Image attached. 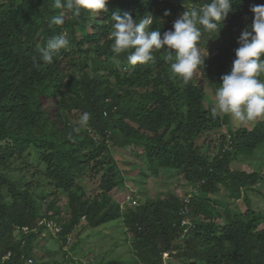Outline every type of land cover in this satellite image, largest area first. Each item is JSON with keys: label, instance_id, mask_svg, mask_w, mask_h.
Segmentation results:
<instances>
[{"label": "trees", "instance_id": "16d2710c", "mask_svg": "<svg viewBox=\"0 0 264 264\" xmlns=\"http://www.w3.org/2000/svg\"><path fill=\"white\" fill-rule=\"evenodd\" d=\"M208 2L185 0V6ZM253 4L264 5V0H234L220 33L203 34L199 46L208 57L184 86L172 78L164 50L132 66L126 53H112L108 39L113 13L127 12L133 19L151 14L157 20L153 30L163 34L172 29L171 14L186 10L184 0H110L98 17L87 11L80 17L65 13V24L51 27V17L60 12L54 0H0V264H83L68 253L62 260L31 258L34 240L45 231L54 235L45 223L39 225L40 218L63 217L65 205L68 221L55 237L66 243L82 217L91 227L122 219L134 235L132 264H163L165 252L180 264H264V211L253 209L247 196L245 211L211 196L223 186L228 198L239 199L264 182L260 171L230 164L264 150V121L253 128L230 125L229 146L223 136L209 155L203 150L209 132L231 120L212 118L213 104L199 82L211 78L218 88L221 76L230 72L238 37L253 21ZM61 33L69 40L67 49L51 64L40 61L38 50ZM85 112L89 124L77 133L74 128ZM109 140L120 148L141 147L138 155L155 174L180 170L196 191L191 189L188 201L169 193L121 209L111 193L123 185L124 175L114 159L106 162ZM15 160L23 162L22 170L34 167L31 174L53 187L51 197L34 193L26 172L12 178ZM85 169L99 176V196L93 199L76 182ZM22 226L31 230L18 238L16 227Z\"/></svg>", "mask_w": 264, "mask_h": 264}, {"label": "clouds", "instance_id": "9594fccd", "mask_svg": "<svg viewBox=\"0 0 264 264\" xmlns=\"http://www.w3.org/2000/svg\"><path fill=\"white\" fill-rule=\"evenodd\" d=\"M110 0H54V7L60 10L51 17L49 26H63L65 13L80 17L82 11L98 17L107 11ZM147 3L148 0H142ZM234 0H210L200 7L185 6V11L174 20L172 29L161 33L153 30L156 18L148 14L133 19L130 13L123 16L113 13L108 39L112 41L111 51L115 56L127 54L128 64H145L154 58V53L164 50L165 61L170 65L172 78L184 86L189 85L194 74L205 64L200 48L204 33H220L223 21L233 11ZM254 14L252 23L238 37V48L230 72L220 78L215 90L211 116H229L237 125L264 121V5H251ZM178 12L172 13L171 16ZM165 12V15H169ZM69 40L61 33L49 39L46 47L40 48V61L51 64L53 58L67 49ZM90 113L80 115L75 132H80L89 124ZM196 191V189H193ZM192 196V193L188 198ZM122 207V205H121ZM168 253V252H165ZM164 253V254H165ZM169 254V253H168Z\"/></svg>", "mask_w": 264, "mask_h": 264}, {"label": "rangeland", "instance_id": "374dc122", "mask_svg": "<svg viewBox=\"0 0 264 264\" xmlns=\"http://www.w3.org/2000/svg\"><path fill=\"white\" fill-rule=\"evenodd\" d=\"M181 15L180 12L174 14L172 17L176 20ZM73 70H71L72 72ZM211 78H202L199 82L204 87L206 101L213 104L214 95L216 88L212 84ZM214 83V82H213ZM231 120V118H230ZM259 122V121H258ZM253 122L247 125H237L232 120L230 124H224L220 129L210 131L207 140L203 143V150L208 151L209 155H213V152L218 150L222 142V137H226L224 144L229 146L230 134L229 126L231 125L234 129L239 127L253 128L256 123ZM92 135V133H91ZM95 138L99 139V136L95 135ZM202 141V140H200ZM109 150H105L103 155L106 162L114 159L120 167L122 174L124 175L123 185L115 188L111 195L112 200L117 201L122 205L121 209L124 210L126 207H135L140 203L147 200H155L159 197L166 198L169 193H174L178 197H181L183 201H188V196L192 193L194 186L187 182L184 178L183 173L177 169L159 170L158 174H155L146 163L145 159L138 155L143 152V149L136 147H125L120 148L112 140L108 142ZM263 150V149H262ZM22 161H13L15 167L14 170H9L13 179H20L25 173V179L28 183L32 184L33 192L36 194H44L46 197H51L54 189L49 185L46 180L42 177L33 176L31 173L34 170H23ZM231 167L236 170H247V171H260L264 174V150L257 152L254 157H240L237 160H233ZM33 169V170H32ZM77 175L76 182L85 188L86 194L91 199L99 196V190L97 188L98 177L90 174L88 169L79 172ZM192 189V190H191ZM221 191L216 194H211L213 198L221 199L223 202L228 203L229 207L237 211H245L247 209V201L244 196H247L252 201L253 209L257 211H264V182H261L257 186H253L252 189L245 191L239 199L228 198L226 192L221 186ZM61 203L66 204L68 198L62 194ZM40 206H42V200L38 198ZM44 206H42L43 211ZM67 206L63 208L64 215L61 218H47L42 217L40 221L58 222L62 228L67 218ZM189 221V217L185 219ZM185 223V222H182ZM25 234L23 231L18 230L16 227L17 237ZM70 240L66 243L62 242L61 238L54 236L48 231L43 232L33 242V256L31 258L36 261H48L50 259L62 260L67 257V253L70 257L75 260L81 261L83 264H99L103 261H109L111 259H123L126 260L127 264H132L134 261V250L133 241L134 235L128 230L127 226L124 225L122 219L112 220L107 223L101 224L97 227H91L87 224V218L82 217L80 222L75 228L68 234ZM64 243V244H63ZM163 264H180L178 260L172 255L163 256ZM29 259V261H32Z\"/></svg>", "mask_w": 264, "mask_h": 264}, {"label": "built area", "instance_id": "2783aa9c", "mask_svg": "<svg viewBox=\"0 0 264 264\" xmlns=\"http://www.w3.org/2000/svg\"><path fill=\"white\" fill-rule=\"evenodd\" d=\"M46 224L47 228L54 234L57 235L58 233H60L62 231V226L58 223V222H54L52 220L49 221H40L39 225L41 224ZM18 230L23 231L25 234L30 232V228L28 226H22L20 228H18ZM70 240V238H69ZM166 256H168V253H165ZM6 258H8V256H6Z\"/></svg>", "mask_w": 264, "mask_h": 264}]
</instances>
